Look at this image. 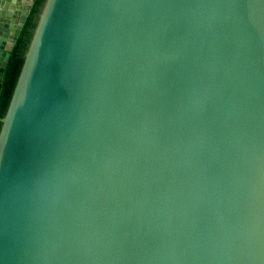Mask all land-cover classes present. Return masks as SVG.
<instances>
[{
  "label": "water",
  "instance_id": "water-1",
  "mask_svg": "<svg viewBox=\"0 0 264 264\" xmlns=\"http://www.w3.org/2000/svg\"><path fill=\"white\" fill-rule=\"evenodd\" d=\"M22 60L0 264H264V0H43Z\"/></svg>",
  "mask_w": 264,
  "mask_h": 264
},
{
  "label": "trees",
  "instance_id": "trees-1",
  "mask_svg": "<svg viewBox=\"0 0 264 264\" xmlns=\"http://www.w3.org/2000/svg\"><path fill=\"white\" fill-rule=\"evenodd\" d=\"M42 1L43 0H36L31 16L28 18L27 23L25 24L21 32V35L12 51V54L5 68L0 94V118L4 116L11 99V95L23 62L22 55L27 47L30 37V29L32 28L33 16L37 12V8L42 3Z\"/></svg>",
  "mask_w": 264,
  "mask_h": 264
}]
</instances>
